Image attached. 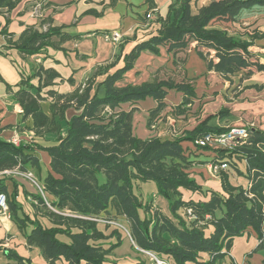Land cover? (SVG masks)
I'll return each mask as SVG.
<instances>
[{
	"label": "trees",
	"instance_id": "trees-1",
	"mask_svg": "<svg viewBox=\"0 0 264 264\" xmlns=\"http://www.w3.org/2000/svg\"><path fill=\"white\" fill-rule=\"evenodd\" d=\"M20 1L0 0V12L11 11ZM195 1L172 0L166 14L158 18L157 33L125 53L121 67L112 71L120 59L116 53L112 62L98 66L72 92L54 89L60 73L37 61L31 75L24 76L15 87L8 86L22 108L21 121L30 119L28 127L35 138L46 142L39 145L33 140L37 147L49 152L51 170L41 174V161L29 144L15 145L0 137V172L16 167L22 171L34 169L43 191L52 196L49 203L53 209L46 208L56 226L45 227L38 220L19 215L23 208L17 200V190L8 191L7 176L0 177V193L6 195L9 213L21 229L31 223L27 242L39 247L50 264L62 257L69 264H119L109 255L121 245V236L112 243L100 242L107 235L91 220L111 208L128 219L131 237L140 251H152L169 264H222L234 239L248 230L255 232L259 247H263V130L248 126L246 138L232 148L196 145L198 138L228 128L209 125L207 120L175 138H141L133 130L135 106L148 97L157 102L149 110V127L159 122L171 90L183 94L182 102L172 109L175 115L185 113L197 97L190 79L174 78L164 65L147 80L127 82V73L143 53L159 56L164 49L173 64L181 66L187 48L196 42L195 50L206 61L208 70L226 80L232 81L239 73L243 77L256 71L264 73V62L250 49L264 33L250 26H237L264 14V0H210L196 10ZM8 22L9 19L7 25ZM7 25L0 31L7 38L5 48H15L23 57L35 60L49 47L59 49L68 39L78 37L66 31L64 25L54 26L51 18L28 26L17 39ZM99 76L103 78L97 79ZM36 77L38 82L34 83ZM69 109L77 113L69 117ZM227 112L222 108L219 114ZM185 141L216 152L212 163L230 166L247 179V186L233 184L230 173L222 168L219 177L223 192L211 190L206 200L184 199L182 187L204 194L210 191L191 176L189 169L200 160L192 158ZM240 162H245V170L239 167ZM144 181L155 182L159 193L169 199L171 215L154 208L152 199L145 201L135 192V186ZM34 197L46 205L42 194ZM189 207L195 219L188 217ZM219 210L221 215L217 214ZM67 211L72 215H65ZM209 225L212 230L207 233ZM59 235H67L70 241H63ZM203 254L209 257L205 259Z\"/></svg>",
	"mask_w": 264,
	"mask_h": 264
},
{
	"label": "crops",
	"instance_id": "crops-1",
	"mask_svg": "<svg viewBox=\"0 0 264 264\" xmlns=\"http://www.w3.org/2000/svg\"><path fill=\"white\" fill-rule=\"evenodd\" d=\"M171 1L21 0L11 11L0 12V31L7 25V19H9L7 29L13 34V38L17 39L28 26L38 25L42 18H51L54 26L64 25L66 31L77 35L78 37L62 43L59 49L49 47L47 53L41 56L43 66L53 67L61 75L53 88L60 92H72L93 75L98 66L112 62L116 53L120 55V59L112 71L121 67L125 53L138 42L157 33L160 27L158 18L166 14ZM209 1L196 0L193 8L196 10L197 7ZM242 25L257 28L264 33V14L255 15L237 24L238 27ZM113 29H118L123 34V39L117 46L106 41L102 36V32ZM55 40L58 41V38ZM6 45V36L0 34V137L9 141L15 135H19L21 142L32 146L33 151L38 155L42 165L41 174H44L51 170V156L48 151L37 147L33 140L39 145H45L46 142L42 138H35L34 132L28 127L31 124L30 119L25 122L21 121L22 108L8 87L9 85L15 87L24 76L31 75L32 67L37 62L33 57H23L15 48H5ZM195 45L196 42H192L187 48L181 66H175L170 55L163 49L159 56L143 53L135 68L127 73V82L140 83L149 79L160 66L164 65L174 78L190 79L197 92V97L191 105L187 106L186 112L175 115L172 109L182 102L183 94L171 90L166 98L167 106L161 112L155 130L148 126V117L149 110L155 107L157 102L151 97L141 101L135 106L136 111L133 114L134 133L141 138L152 136L175 138L184 135L187 130H193L204 120H207L209 125L220 128L254 124L255 127L264 131V73L256 71L247 77L239 73L232 77V81L226 80L216 71L208 70L206 61L199 56ZM250 49L264 62V37L256 39L255 45ZM102 78L103 76H99L97 79ZM33 82L37 83L38 78H34ZM125 106L126 109L130 108L129 104ZM222 108H227L228 112L221 116L219 112ZM74 113H77L75 109L67 111L69 117ZM184 145L188 147L192 158L200 160L189 169L191 176L204 189L223 192L220 177L213 175L210 170V164L216 157V152L200 149L190 141H185ZM222 166L230 173L233 184L247 186L248 182L245 177L238 175L228 165L222 164ZM239 167L245 170V162H240ZM30 172L38 180L36 171L31 169ZM4 176H7L8 191L17 190V200L23 208L19 212L21 217L25 214L32 220H38L45 227L56 226L46 208L47 206L53 209L49 203L52 199L51 195L43 193L27 176L5 175L0 172V177ZM241 178L246 180L245 184L240 182ZM182 193L183 198L186 199L187 192L182 191ZM38 194H42L46 205L35 199L34 195ZM188 194L191 199L194 198L192 192ZM205 195L207 197H201L199 200H206L210 196L209 193ZM159 199V195L153 193V205L166 214L167 208L165 207L168 205L165 202L162 206L159 204ZM64 214L72 215L68 211ZM167 215H171V212ZM107 219L116 223L108 224L104 221ZM91 220L96 221L97 227L107 235V238L100 242L108 244L119 235L122 238L121 246L114 249L109 255L110 259L119 264H153V261L139 250L132 237L129 236L130 226L125 216L116 214V211L111 208L110 212H103L100 217L91 218ZM101 223H105L107 227L102 228ZM31 227V223L27 222L24 229H21L9 212L0 211V264H50L39 247L28 244L26 232L30 231ZM211 230L212 225H209L207 233ZM73 231H79V229L73 228ZM247 232L249 235L246 240L236 237L232 248L242 250L251 244L252 235L257 237L253 230ZM125 235L128 236L127 239ZM59 238L66 242L70 241L67 235H59ZM258 255L257 253L249 255L238 253L233 257L229 250V256L222 264H235L236 262L238 264H264V259H256ZM208 257V254H203V258ZM55 264H69V262L62 257ZM79 264L86 263L81 261Z\"/></svg>",
	"mask_w": 264,
	"mask_h": 264
},
{
	"label": "built area",
	"instance_id": "built-area-1",
	"mask_svg": "<svg viewBox=\"0 0 264 264\" xmlns=\"http://www.w3.org/2000/svg\"><path fill=\"white\" fill-rule=\"evenodd\" d=\"M148 18H150V15H148ZM103 38L113 43L115 46H117L123 39V34L118 29L113 30H106L102 32ZM37 62H42L41 57H36ZM248 126H254V124L248 125ZM247 125H234L229 126L227 130L223 132L218 133H208L200 138H198L195 143L196 145L200 146H210L213 148H232L237 146L244 138H246L248 130ZM151 128L155 130L157 128V124L154 123ZM10 142L14 143L15 145H19L21 143V137L19 135H15ZM222 165L211 163L210 164V170L213 175L219 176V171L222 169ZM5 175H23L29 177L37 186L40 188V190L44 193L42 186L36 179L35 175L30 171H22L18 167L10 170H4L1 171ZM0 211L6 213L9 212V206L7 203V197L4 193H0ZM186 213L190 219H195L196 214L194 213L192 208H187ZM108 224H114L113 220L107 219L104 220ZM129 236L131 237L130 232L128 231ZM141 251L146 254L151 261L157 262V264H169L166 260L160 259L157 257V255L152 251H147L141 249ZM238 264V263H235Z\"/></svg>",
	"mask_w": 264,
	"mask_h": 264
},
{
	"label": "rangeland",
	"instance_id": "rangeland-1",
	"mask_svg": "<svg viewBox=\"0 0 264 264\" xmlns=\"http://www.w3.org/2000/svg\"><path fill=\"white\" fill-rule=\"evenodd\" d=\"M240 182H242L243 184H245L246 180L243 179V178H241L240 179ZM181 190L187 192L186 199H188V200L191 199L190 198V195L188 194L189 192H192L193 193V197H194L193 200H195V201H198L199 199H201V197H204V198L207 197L204 193L196 192V191H193V190L188 189L186 187H182ZM135 192L141 198H144L145 201L151 200L153 193H156L160 197L159 204H161L162 206H164V204L166 202L168 206L165 207V209L167 208L165 211L167 213L168 212H171L169 199L167 197H165V195L159 193L157 184L155 182H153V181L140 182L138 186L137 185L135 186ZM209 194L211 195V190L209 191ZM203 200H205V199H203ZM153 207L154 208H158L157 206H154V205H153ZM217 214L218 215H221V211L219 210L217 212ZM101 227L102 228H106L107 225L105 223H101ZM248 235H249V233L246 232L244 235L238 236V238H245V240H246V238H247ZM251 237H252V241H251L252 246L250 244L249 246H246V248L244 247V249H242V250H241V248L239 250H237L236 248H232L231 247L230 253L232 254L233 257H235V255H238V253L239 254H242V255H243V253H247V255L252 254V253H257L259 255L256 257V259H258V258L261 259V260L264 259V246L263 247H258V239H257V237L254 236V235H252ZM125 238L127 239L128 236L125 235ZM116 240H117V237H115V240L114 241H111V242H108V243L115 242ZM120 246H118V247H120ZM233 249H234V251H233ZM84 262L86 263V261H84ZM241 262H242V259H241Z\"/></svg>",
	"mask_w": 264,
	"mask_h": 264
}]
</instances>
